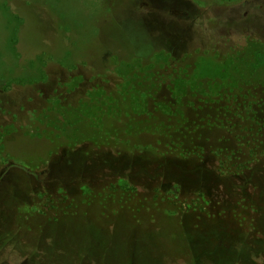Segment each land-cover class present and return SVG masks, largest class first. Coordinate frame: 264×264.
I'll list each match as a JSON object with an SVG mask.
<instances>
[{"label": "rangeland", "instance_id": "rangeland-1", "mask_svg": "<svg viewBox=\"0 0 264 264\" xmlns=\"http://www.w3.org/2000/svg\"><path fill=\"white\" fill-rule=\"evenodd\" d=\"M245 46L264 50V0H0V264H264V164L227 179L207 152L191 188L220 214L199 217L145 203L179 181L132 161L153 157L147 111ZM217 71L198 92L224 104ZM119 174L136 188L112 201Z\"/></svg>", "mask_w": 264, "mask_h": 264}, {"label": "trees", "instance_id": "trees-1", "mask_svg": "<svg viewBox=\"0 0 264 264\" xmlns=\"http://www.w3.org/2000/svg\"><path fill=\"white\" fill-rule=\"evenodd\" d=\"M15 33L11 38L13 45L17 43V32ZM209 53H212V50ZM239 55L237 58H232L233 62L230 64L224 61L215 64L211 58L214 55H207L208 60L206 59L204 63L207 69L201 67L199 73L197 69L193 79H188L190 86L188 92L183 91L188 95V99L186 98L188 106L191 104L188 115L187 109L185 111L180 104V98L185 99L184 94L181 93L176 99L178 103L175 104L179 107L176 106L174 112L165 106L162 110L159 109L160 117L155 118L154 111H147L146 118L152 119L153 115L156 121H147L145 124L135 126L137 131L152 135L155 144L148 151L153 155L152 158L149 159L139 152L142 160L139 162L136 156L132 161H137L135 162L137 165H141V162L144 165V162H147V167L157 164L158 168L175 173L171 178L179 181V183L173 182L168 191L161 186L155 188L154 197L152 198L150 193L147 195L150 200L146 197L145 203L164 205L168 209L171 208L174 213L192 212L199 217L219 216L220 213L213 214L210 207L206 206V203L213 202L202 186L197 184L196 189L191 188L192 181L189 176L207 164L209 160L207 152L211 154L210 161L216 168L214 173L227 179L246 177L264 164V50L245 46ZM211 67L217 69L219 67V71L214 73L217 74L214 78L227 80L231 87L230 90L223 89L224 94L221 99L224 104H219L216 92H198L201 79H205L204 73H207ZM251 80L257 83L255 88L258 89L254 92H251L247 86ZM195 92L204 97L194 96ZM190 95L196 98L192 99V103L189 100ZM113 130L119 137L127 134L125 128L115 127ZM107 143L112 145L113 141ZM116 176H118L117 180L108 182L112 192L107 193L106 196L112 201H120L122 194L126 191L132 193L136 188V185L128 180L129 177H134L133 175ZM122 188L125 189L123 193H121ZM194 195L197 196L195 200ZM202 198L206 200L202 201ZM141 206L145 204L141 203Z\"/></svg>", "mask_w": 264, "mask_h": 264}]
</instances>
